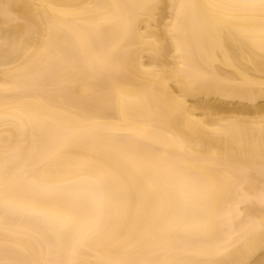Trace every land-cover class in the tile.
Here are the masks:
<instances>
[{"label": "bare ground", "instance_id": "bare-ground-1", "mask_svg": "<svg viewBox=\"0 0 264 264\" xmlns=\"http://www.w3.org/2000/svg\"><path fill=\"white\" fill-rule=\"evenodd\" d=\"M264 0H0V264H264Z\"/></svg>", "mask_w": 264, "mask_h": 264}, {"label": "snow or ice", "instance_id": "snow-or-ice-1", "mask_svg": "<svg viewBox=\"0 0 264 264\" xmlns=\"http://www.w3.org/2000/svg\"><path fill=\"white\" fill-rule=\"evenodd\" d=\"M261 199L264 200V192L261 193Z\"/></svg>", "mask_w": 264, "mask_h": 264}]
</instances>
